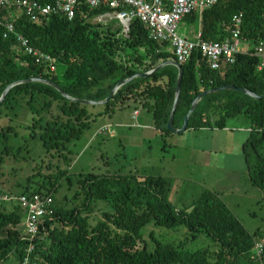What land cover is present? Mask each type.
<instances>
[{"label": "trees", "instance_id": "1", "mask_svg": "<svg viewBox=\"0 0 264 264\" xmlns=\"http://www.w3.org/2000/svg\"><path fill=\"white\" fill-rule=\"evenodd\" d=\"M109 11L79 9L71 21L51 16L42 25L17 13L19 17L12 18L15 33L8 39L3 38L8 13L0 14V98L7 88L23 82L12 87L0 103V116L17 111L21 105L26 107L32 114L28 128L32 135H39L48 154H63L69 144L81 138L92 123L91 105L69 100L43 81L60 86L74 99L103 101L120 82L176 61L167 45L149 38L139 20L132 21L128 37L122 35L120 25L112 29L109 23L91 22ZM235 15L242 19L241 44L250 48L237 56L234 65H223L220 70H212L201 52L194 51L182 65L173 126L182 127L194 100L207 90L234 86L261 97L256 100L231 90L208 94L190 115L186 131L225 129L230 119L246 116L251 123L242 147L247 176L264 192V133L259 131L264 127V70L258 71L260 60L255 56L256 46L264 42V0H222L202 12L194 10L184 20L188 24L200 23L203 40L222 41L231 32ZM17 36L52 57L62 75L22 54L17 49ZM178 75V69L168 65L148 77L135 78L102 105L104 111L99 114L108 115L125 107H133L137 113L143 108L152 115L157 131L162 135L172 133L167 123ZM29 79L38 81L24 83ZM13 130L10 124L0 126V135L7 136ZM2 153L0 150V158ZM66 174L59 170L46 175L32 193H22L53 198V215L44 218L33 240L26 239L21 229L27 209L19 203L8 209L0 202V264L12 258L17 264H24L26 259L27 264H264V249L259 258H251L255 245L264 244L263 237L251 234L216 191L204 189L189 208L178 210L169 201L171 186L167 178L89 172L80 174L79 190L73 197L58 201L54 192ZM99 201L109 210L101 209V219L92 224L91 215ZM149 223L173 230L185 228L189 235L185 241L205 235L218 249L184 250L161 241L154 232L149 235V249L141 234Z\"/></svg>", "mask_w": 264, "mask_h": 264}, {"label": "rangeland", "instance_id": "2", "mask_svg": "<svg viewBox=\"0 0 264 264\" xmlns=\"http://www.w3.org/2000/svg\"><path fill=\"white\" fill-rule=\"evenodd\" d=\"M91 22H109L112 29L120 25L116 19L105 21L99 17ZM185 25L184 21L180 23V35L185 33L187 36ZM249 48L242 44L243 51ZM57 69L56 74L61 76L62 69ZM103 111V106L89 108L91 126L81 138L69 144L63 154H48L39 135H32L28 128L32 114L26 107L21 105L7 116L3 112L0 126L10 124L14 128L7 136L0 135V150L3 151L0 190L13 198L11 202H4L8 209L17 204L15 199L22 193L26 190L32 193L46 175L56 174L59 170L68 174L54 192L58 201L77 193V179L81 173H137L144 177L167 178L171 186L169 201L178 210L189 208L204 189L216 191L251 234L258 233L264 238V192L250 183L242 154V147L249 137L244 129L251 126L246 116L230 119L225 129L162 135L146 109L140 108L138 115L133 107L117 109L108 115L99 114ZM36 133L39 134V130ZM96 208L91 215L92 224L101 219V209L109 210L101 201ZM251 214L254 217H250ZM24 227L21 229L25 230ZM152 232L161 241L184 250L209 249L213 252L218 249L205 235L201 234L195 241H185L189 237L187 229H167L154 223L147 224L141 231L149 249H152L149 237ZM6 264L17 262L12 258Z\"/></svg>", "mask_w": 264, "mask_h": 264}, {"label": "built area", "instance_id": "3", "mask_svg": "<svg viewBox=\"0 0 264 264\" xmlns=\"http://www.w3.org/2000/svg\"><path fill=\"white\" fill-rule=\"evenodd\" d=\"M222 0H0V14L7 12L8 21L4 24V39L15 33L12 19L24 14L32 23L42 25L51 16H62L73 20L79 9L111 10L99 18L105 21L116 19L122 27V33L128 37L133 20H139L148 31L149 38L168 46V50L180 65L187 63L194 51L199 50L207 60L212 70H220L223 65L232 66L237 56L243 52L240 27L241 16L233 17V28L227 38L222 41H205L201 32L196 41L187 40L178 33L180 23L194 10L204 11L217 5ZM1 23V22H0ZM18 48L22 54L36 58L37 62L46 65L50 72L56 71V61L32 46L22 36H17ZM255 56L260 60L258 71L264 70V42L255 48ZM110 130V127L107 128ZM264 133V127L259 129ZM12 196L0 193V202H11ZM16 203L27 209L24 221V235L33 240L40 233L45 217L53 215V198L51 195L28 194L15 199ZM264 244L257 243L254 247L252 259L259 258ZM32 247L30 248V252ZM25 260L24 264H27Z\"/></svg>", "mask_w": 264, "mask_h": 264}, {"label": "water", "instance_id": "4", "mask_svg": "<svg viewBox=\"0 0 264 264\" xmlns=\"http://www.w3.org/2000/svg\"><path fill=\"white\" fill-rule=\"evenodd\" d=\"M168 65H172V66H175L178 71H179V75H178V79H177V85H176V90H175V101H174V105H173V109H172V112L170 114V117H169V120H168V123H167V129L172 131V132H175V133H183L186 131L187 127H188V121H189V118H190V115L195 111L199 101L206 95L208 94H211V93H216V92H220V91H227V90H231V91H237V92H240V93H243V94H246L256 100H259L261 99V97L257 96L256 94L252 93L251 91H248L246 89H243V88H236L234 86H224V87H219L217 89H212V90H207V91H204L203 93H201L193 102L189 112L186 114L185 118H184V122H183V125L180 129H177L173 126V120H174V115H175V112H176V108H177V103H178V100H179V96H180V93H181V83H182V78H183V67L182 65H180L179 63H177L176 61H170V62H166L164 64H161L160 66H158L157 68L153 69L152 71L150 72H147L141 76L137 75V76H133L131 78H128L122 82H120L119 84H117L115 86V88L112 90V92L110 93V95L103 101H87V100H79V99H74V98H71L69 97L63 90L60 86L56 85V84H53V83H49V82H46V81H43L44 83L46 84H49L51 86H53L56 90H58L65 98L69 99V100H72L74 102H78V103H81V104H85V105H91V106H102V105H106L114 96L115 94L117 93V91L125 84H127L128 82H130L131 80L135 79V78H139V77H148L150 76L151 74L161 70L163 67L165 66H168ZM38 80H34V79H29V80H26L24 81V83H31V82H36ZM41 81V80H39ZM23 82H18L12 86H10L9 88L6 89V91L3 93V95L1 96L0 98V103L3 101V99L6 97V95L8 94V92L10 91V89L12 87H14L15 85L17 84H21ZM264 98V96H263Z\"/></svg>", "mask_w": 264, "mask_h": 264}, {"label": "crops", "instance_id": "5", "mask_svg": "<svg viewBox=\"0 0 264 264\" xmlns=\"http://www.w3.org/2000/svg\"><path fill=\"white\" fill-rule=\"evenodd\" d=\"M199 12H202V11H199ZM101 16V15H100ZM100 16H98V17H100ZM97 17V18H98ZM185 19V18H184ZM184 22H185V20H183ZM107 23H109V22H107ZM185 30L187 31V36H188V38H187V36H185V33H183L182 35H183V37H185L187 40H190V41H196L197 40V35L199 34V32H200V30H201V25H200V23H198L197 25L196 24H188V23H186V25H185ZM122 35L123 36H125L123 33H122ZM125 37H127V36H125ZM139 113L137 112V114L136 115H138ZM250 125H251V123H250ZM250 128H251V126L248 128V129H244L246 132H249V130H250ZM207 132V131H210V129H206V130H203V132ZM214 131H216V130H214ZM222 198V197H221ZM222 200L227 204V206H229L228 205V203L222 198ZM232 204H233V201L231 200L230 201ZM234 206H235V204H234ZM233 212V211H232ZM233 214L236 216V214L233 212ZM237 217V216H236ZM250 217H254V214H251L250 215ZM238 218V217H237ZM263 240H264V238H263Z\"/></svg>", "mask_w": 264, "mask_h": 264}, {"label": "clouds", "instance_id": "6", "mask_svg": "<svg viewBox=\"0 0 264 264\" xmlns=\"http://www.w3.org/2000/svg\"><path fill=\"white\" fill-rule=\"evenodd\" d=\"M137 114V113H136ZM1 193V192H0ZM1 203H4V202H1ZM18 204V203H17Z\"/></svg>", "mask_w": 264, "mask_h": 264}]
</instances>
